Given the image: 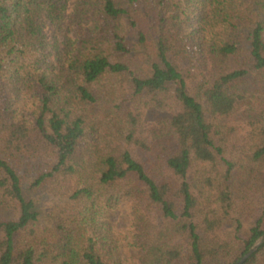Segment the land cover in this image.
Listing matches in <instances>:
<instances>
[{
	"label": "trees",
	"instance_id": "16d2710c",
	"mask_svg": "<svg viewBox=\"0 0 264 264\" xmlns=\"http://www.w3.org/2000/svg\"><path fill=\"white\" fill-rule=\"evenodd\" d=\"M263 235L264 0H0V264H236Z\"/></svg>",
	"mask_w": 264,
	"mask_h": 264
},
{
	"label": "rangeland",
	"instance_id": "374dc122",
	"mask_svg": "<svg viewBox=\"0 0 264 264\" xmlns=\"http://www.w3.org/2000/svg\"><path fill=\"white\" fill-rule=\"evenodd\" d=\"M45 33H46V38L48 40L53 39L54 35H53V30L51 26H47ZM123 213L124 211L122 209V210L116 211L113 214H110L108 218L117 232H121L120 230L123 229V225H124V219H122Z\"/></svg>",
	"mask_w": 264,
	"mask_h": 264
},
{
	"label": "water",
	"instance_id": "95a60500",
	"mask_svg": "<svg viewBox=\"0 0 264 264\" xmlns=\"http://www.w3.org/2000/svg\"><path fill=\"white\" fill-rule=\"evenodd\" d=\"M264 241V235L261 236L256 242L255 244L249 249V251L247 253H245L241 259L236 263V264H243V262L247 259V257L254 252L257 247Z\"/></svg>",
	"mask_w": 264,
	"mask_h": 264
}]
</instances>
